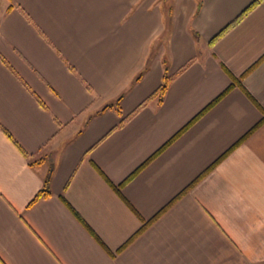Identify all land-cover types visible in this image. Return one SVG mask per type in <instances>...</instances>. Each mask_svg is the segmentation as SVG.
<instances>
[{"label":"crops","instance_id":"obj_1","mask_svg":"<svg viewBox=\"0 0 264 264\" xmlns=\"http://www.w3.org/2000/svg\"><path fill=\"white\" fill-rule=\"evenodd\" d=\"M254 1L0 0V264H264Z\"/></svg>","mask_w":264,"mask_h":264},{"label":"trees","instance_id":"obj_2","mask_svg":"<svg viewBox=\"0 0 264 264\" xmlns=\"http://www.w3.org/2000/svg\"><path fill=\"white\" fill-rule=\"evenodd\" d=\"M260 1L263 0H255L253 3H251L249 5V7H247L238 17L235 21H233L231 24H229L227 26V28H225L221 33L225 32L228 28L232 27L234 24H236L244 15H246L248 12H250ZM192 35L195 39H198V35L196 32H192ZM264 58V56L260 59V61ZM259 61V62H260ZM257 64V63H256ZM255 64V65H256ZM223 69L225 70V72L228 74L230 80H231V84L229 85V87L215 100L213 101V103H211L208 107H206V109L199 115L197 116L195 119H193V121L188 125L190 126L193 122H195L206 110H208L212 105H214L218 100H220L224 95H226L231 89L233 88H239L241 89L245 95H247V97H249V99L253 102V104L262 112L263 114V118L262 121H264V111L259 107L258 103L249 95V93L244 89L243 85H242V78L243 76H241L240 78H237L235 76H233L224 66H222ZM171 78L168 77L167 75V69H164V76H163V81L161 86L158 88L157 91H155V93H153V95H151L146 101H144L139 108H142L143 106L146 105V103L148 102V100L152 99V98H157L158 99V103L160 104L164 98L165 92L168 88L169 82H170ZM113 107L115 108L116 112L118 113V115H121V109L119 106V101H117L116 104L113 105ZM187 127H185L184 129H182L181 131H179L172 139H170L160 150H158L150 159L152 160L154 157H156L158 154H160L169 144H171L176 138H178L183 132L184 130H186ZM149 161H147L145 164H143L141 167H139V169L136 171L139 172ZM133 173L126 181L128 182L129 180H131L133 178V176L136 174ZM107 181V183L109 184V186L114 190V192L127 204V202L125 201V199L123 198L122 194H121V188L124 185L120 184V185H113L112 183H110L107 179H105ZM49 182H50V175H48L43 183V188L39 191V193L35 196V198L33 199L32 202H35L37 200H39L40 198H45L48 197L50 195V191H49ZM62 202L65 204V206H67V208L73 213V215L79 220V222L87 229V231L89 232V234L100 244V246L107 252V254L111 257H113V254L108 251L104 245L101 243V241L96 237V235L87 227V225L79 218V216L70 208V206L67 204V202H65V200L61 197ZM158 217V215H157ZM157 217H155L153 220L146 222V221H142V226L139 229V231L125 244V246L127 244H129L133 239H135L143 230H145ZM124 246V247H125ZM123 247V248H124Z\"/></svg>","mask_w":264,"mask_h":264},{"label":"rangeland","instance_id":"obj_3","mask_svg":"<svg viewBox=\"0 0 264 264\" xmlns=\"http://www.w3.org/2000/svg\"><path fill=\"white\" fill-rule=\"evenodd\" d=\"M164 4H165V7L166 8H169L170 6V0H163Z\"/></svg>","mask_w":264,"mask_h":264}]
</instances>
